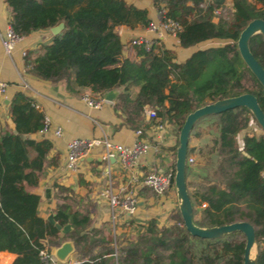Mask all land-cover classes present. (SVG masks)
<instances>
[{
    "label": "trees",
    "instance_id": "obj_1",
    "mask_svg": "<svg viewBox=\"0 0 264 264\" xmlns=\"http://www.w3.org/2000/svg\"><path fill=\"white\" fill-rule=\"evenodd\" d=\"M4 1L8 24L18 35L64 22L49 42L24 50L22 59L29 73L62 81L77 94L91 88H119L120 100L130 99L137 117L142 119L145 108L152 107L157 117L168 119L178 131L191 110L244 92L253 93L264 112V87L242 59L236 42L249 20L264 18V0H259L263 6L232 0L227 14L214 13L226 7L225 0H151L156 11L180 23L181 46L211 38L227 40L197 49L180 62L157 42L148 49L133 45L137 57L123 55L117 27H146L150 19L146 7L126 0ZM248 44L264 68V36L255 33ZM8 112L13 127L0 129V251L14 254L9 264H55L44 261L40 250L50 252L65 239L74 242L72 264H243L240 231L215 238L193 235L183 225L179 210V218L169 224L158 225L155 217L148 218L136 238L116 243L115 254L107 227L94 225L88 208L80 203L75 207L62 185L54 218L61 225L70 223L71 229L61 233L38 214L39 195L31 190L52 162L47 158L51 141L34 136L44 114L21 90L12 93ZM204 117L212 118L217 128L208 151L215 157H210V168L201 176L203 183L191 191L186 181L193 221L200 226L249 221L255 228L258 264H264V134L245 133L242 144L238 143L237 134L251 119L256 122L244 105L201 117L190 133L199 134L195 126ZM192 150L188 147L187 155ZM191 168L187 163L185 178Z\"/></svg>",
    "mask_w": 264,
    "mask_h": 264
},
{
    "label": "crops",
    "instance_id": "obj_2",
    "mask_svg": "<svg viewBox=\"0 0 264 264\" xmlns=\"http://www.w3.org/2000/svg\"><path fill=\"white\" fill-rule=\"evenodd\" d=\"M126 1L138 7H146L149 17H152L156 12L151 0ZM252 1L256 2L257 6H263L259 0ZM231 2L232 0H225L228 8H230ZM8 14L5 1L0 0V33L8 23ZM117 32L123 42V55L137 57L129 40L135 34L143 33L144 28L121 24L117 27ZM52 35L49 28L29 32L21 36L9 53L3 51L0 43V79L7 83L6 91L0 97V129H12L13 127L8 112V103L15 90H21L29 97H32L36 107L44 115H47L50 120L48 130L44 133H38V131L34 133L35 137H46L51 141V148L48 151L47 158L52 161L46 165L45 172L37 186L31 189L39 195L38 214L43 218H47L50 213H54V208L61 202L58 193L59 186L62 185L65 187L63 193L72 198L75 207H78V203L82 207L86 206L91 219L94 212L99 214L97 222L94 223L92 220L94 225H105L107 228L112 229L108 200L103 195V191L109 184L114 191H117L119 185L131 177L133 184L130 186H132L138 196L139 203L135 217L145 218L151 216L155 217L159 223L163 222L161 215L152 213L155 210V206H150V203L153 202L154 196L152 194H154V191L144 185L143 180L150 172L173 170L176 149L174 147L177 146L178 140L176 125L164 118L162 119V128L160 130L156 129V120L148 116L150 107L145 108L143 118L140 119L131 110L130 99L126 100L124 98L120 100L121 96L119 94L121 93L119 88H117L118 94L114 100H106L101 107L95 108L89 106L81 99V95L84 93L77 94L67 89L62 81L42 79L29 73L23 64L22 51L34 49L40 42H49ZM226 41L222 38H211L190 46H181L177 37L166 36L161 39L160 44L174 52V59L180 62L197 49L220 45ZM104 91L91 88L86 93L98 97L102 96ZM56 127H61L60 135L54 133V128ZM137 128L143 131V136H147L150 141V147L138 158L128 172L123 171L117 158L112 159L110 157L109 161L102 158L104 151L102 144L91 147L88 154L80 159L76 169L72 170L66 167V143L72 137L108 136L113 141L128 146L134 142ZM245 133L264 134V129L251 119L249 125L236 136L240 145ZM202 140L203 135L197 136L190 133L188 147L193 148L192 154L197 152ZM191 153L190 155H192ZM172 186L174 184H171L168 193L155 195L159 201L163 202L171 196L178 205L177 194ZM118 222L119 226L116 229L120 232L121 229H125V226L122 225L124 222ZM13 256V253L6 250L0 251V264H9Z\"/></svg>",
    "mask_w": 264,
    "mask_h": 264
},
{
    "label": "built area",
    "instance_id": "obj_3",
    "mask_svg": "<svg viewBox=\"0 0 264 264\" xmlns=\"http://www.w3.org/2000/svg\"><path fill=\"white\" fill-rule=\"evenodd\" d=\"M202 5V4H201ZM222 9H214V13H221ZM144 28V32L135 34L129 40L132 45H143L145 48H150L154 42L160 43L161 39L166 36L176 38L177 31L180 28V23L169 16H166L163 11H156L155 14L150 17L148 24ZM21 38V35L16 34L11 26L7 23L0 33V43L4 52L9 53L16 42ZM24 51V50H23ZM22 51V54H23ZM7 88V83L0 79V97L4 95ZM81 99L84 100L89 106L99 108L106 101L103 96L94 97L87 93L81 95ZM148 116L154 120L155 128H162V119L157 117L154 108L150 107ZM50 127V120L47 115H44V121L42 127L38 130V133H44ZM54 133L60 135L61 127L54 128ZM136 138L131 145H124L113 141L108 136L102 137H72L66 143V167L69 169H76L78 162L81 158L85 157L94 145H103L102 158L109 161L110 157H115L119 161L123 171L128 172L130 168L137 162L138 158L144 154L150 147V141L147 136H143V131L140 128L135 130ZM194 158L192 155H187L186 162L192 163ZM174 175L172 171H153L148 173L143 184L151 188L155 194H163L172 184L171 176ZM133 179L121 183L117 191H114L109 186L103 191V195L108 200L110 209V223L113 230V239L109 241L114 246V253L116 254L115 229L116 221L126 222L131 218H134L138 209V196L132 189ZM205 205V203H202ZM41 258L44 261L52 260L55 264H60L53 257L52 250L47 252L46 250H40ZM69 262H67L68 264ZM73 262H71L72 264Z\"/></svg>",
    "mask_w": 264,
    "mask_h": 264
},
{
    "label": "water",
    "instance_id": "obj_4",
    "mask_svg": "<svg viewBox=\"0 0 264 264\" xmlns=\"http://www.w3.org/2000/svg\"><path fill=\"white\" fill-rule=\"evenodd\" d=\"M63 27L64 22L59 21L58 23L50 26L49 30L52 34H57L63 29ZM255 33H261L264 36L263 17H255L249 20L240 31L236 42L242 59L264 87V68L253 56L248 44L250 36ZM117 94V88L114 87L112 89L105 90L102 93V96L106 100L112 101L116 98ZM238 105L246 106L251 111L258 125L264 129V112L258 103L257 97L250 92L220 98L191 110L186 114L178 131V143L175 149L173 182L178 198V210L180 212L183 225L191 234L201 237L215 238L232 231H240L244 235L243 264H258L255 228L253 224L247 220H238L213 226H200L196 224L193 221V207L186 186L185 169L187 164L186 157L188 139L193 125L198 119L205 115L220 112ZM111 158L114 159L115 157ZM47 219L51 223L55 224L62 233H67L71 229L70 223L61 225L55 221L54 213H50ZM253 249L254 254L251 257ZM74 252L75 246L73 240L65 239L62 240L59 245L53 247L52 254L58 263L67 264L69 256Z\"/></svg>",
    "mask_w": 264,
    "mask_h": 264
},
{
    "label": "rangeland",
    "instance_id": "obj_5",
    "mask_svg": "<svg viewBox=\"0 0 264 264\" xmlns=\"http://www.w3.org/2000/svg\"><path fill=\"white\" fill-rule=\"evenodd\" d=\"M229 10L228 6L222 9L221 13L227 14V11ZM133 23H135L133 17H131ZM138 26V25H136ZM173 54H175L173 52ZM195 129L199 131V134L197 136L203 135V140L200 142V145L198 146L197 152L195 154H192L194 161L190 163L192 165V168L190 171L187 172L186 175V181L188 188L192 191L194 187L198 186L199 184L203 183L202 175H204L206 168H210L209 161L210 157H215L214 154L208 153L209 148L211 147L213 143V138L217 135V128L214 125L213 119L204 117L198 122L195 126ZM194 135V134H193ZM190 155V154H189ZM174 157V155H173ZM175 191V187L172 186ZM170 191V187L164 192L165 194ZM153 202L150 203V206H155V210H153V214L158 213L161 215V218L163 219V222L159 223L157 220L158 225L162 224H169L175 220V218H179L178 215V205L177 202L173 197L170 196V198L166 201H159L154 194H152ZM151 216H147L145 218H138L135 217L131 218L130 220L124 222L125 229H121L120 232L115 230V240L118 242L125 243L126 241H129L131 239H134L138 236L139 231H142L145 227V223H147L148 218ZM99 218V214L94 212L92 215L93 222H97ZM121 223V221H120ZM119 226L118 220L116 221V228ZM106 228V227H105ZM108 231V237L110 239H113V230L111 228H106ZM62 233V232H61ZM110 234V235H109ZM53 251V250H52ZM76 255L75 253L71 254L68 259V264H71V262L74 261Z\"/></svg>",
    "mask_w": 264,
    "mask_h": 264
},
{
    "label": "bare ground",
    "instance_id": "obj_6",
    "mask_svg": "<svg viewBox=\"0 0 264 264\" xmlns=\"http://www.w3.org/2000/svg\"><path fill=\"white\" fill-rule=\"evenodd\" d=\"M253 254H254V249H253L252 252H251V257L253 256Z\"/></svg>",
    "mask_w": 264,
    "mask_h": 264
}]
</instances>
